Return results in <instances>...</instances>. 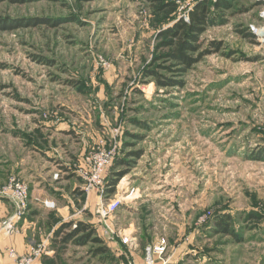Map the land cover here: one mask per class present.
<instances>
[{
	"label": "rangeland",
	"instance_id": "374dc122",
	"mask_svg": "<svg viewBox=\"0 0 264 264\" xmlns=\"http://www.w3.org/2000/svg\"><path fill=\"white\" fill-rule=\"evenodd\" d=\"M198 1L0 0V182L7 168L3 189L12 176L28 184L24 216L38 228L33 247L46 239V264H130L129 249L164 237L171 254L188 235L190 249L167 264H264V0H228V8L209 0L205 54L180 71L161 32L189 20ZM167 79L182 83L157 84ZM82 128L95 140L73 161L76 175L86 153L116 149L105 192L89 204L81 187L63 194L42 180L62 171L39 151L52 144L75 154ZM34 187L69 200V218L56 225L55 208L32 201ZM132 189L106 221L97 214L102 199ZM222 216L234 234L218 230ZM79 220L95 229L90 241L55 233Z\"/></svg>",
	"mask_w": 264,
	"mask_h": 264
},
{
	"label": "built area",
	"instance_id": "2783aa9c",
	"mask_svg": "<svg viewBox=\"0 0 264 264\" xmlns=\"http://www.w3.org/2000/svg\"><path fill=\"white\" fill-rule=\"evenodd\" d=\"M115 154V147L107 148L102 144L97 149L81 157L75 170L82 180L81 189L84 194L89 195L91 192L96 191L102 195L105 192L107 171L114 161ZM54 178H59V172L54 173ZM3 192L11 200L14 212L0 221V237L2 235L10 236L17 232L18 225L29 205V186L20 177H10ZM134 192V189L130 192L126 191L127 195H122L108 202L105 201L106 199H102L97 207V214L106 221L117 210L119 203L134 196ZM44 203L48 208H55V202L53 201L46 200ZM114 232L123 244H134L131 236L120 230ZM45 246L46 243L42 241L36 247H32L26 254H18L16 249L10 246L7 247V253L13 260L11 264H32L45 251ZM168 246L169 244L164 237L156 242L149 243L143 250V260L140 263L135 262L131 253L133 262H130V264H167L172 256L168 251ZM129 250L134 251V249Z\"/></svg>",
	"mask_w": 264,
	"mask_h": 264
},
{
	"label": "crops",
	"instance_id": "0c3cea01",
	"mask_svg": "<svg viewBox=\"0 0 264 264\" xmlns=\"http://www.w3.org/2000/svg\"><path fill=\"white\" fill-rule=\"evenodd\" d=\"M58 124L59 123L52 124V123L44 122L43 126L44 128H51V129L57 128V131H62L64 133L69 132V133L74 134L72 129L66 128V126H69V125H63V124L58 125ZM77 133L80 135L82 134V137H81L82 142L79 143V146H80L78 148L79 151H76L75 154H73L72 152L69 153L70 158L67 155H63L61 151H59L56 147H53L52 144H45L43 148H39V151L42 152L43 154L42 156L47 159V162H51V161L57 162V165L61 167L60 172L62 171L61 175L59 173L60 176L58 179L53 178V174L55 172H59V171H56L58 169H54V170H51L50 172V176H52V181L48 179L49 175L47 176L44 175L45 177L43 176L42 180L45 182H48L47 185L53 186L54 190H57L58 192H61L63 194L67 191L66 188L68 185L69 187L71 185H74L72 187L73 189L76 188V186H79V187L82 186L80 178L72 170V163L73 161L76 160L77 157H80V155L84 153V150L89 146V144L95 140L94 139L92 141L90 138L94 136H91L90 133L83 128L82 130H77ZM67 158H69V160ZM7 164H8V161H7ZM4 170H5L4 171L5 173H4L3 179L1 180L2 183L0 182V220L4 218L9 212H11L14 207L11 200L4 194L3 191H1L3 189L2 185L6 183L7 178H8V169L4 168ZM22 172L24 171L20 170L18 173H22ZM53 182H55V184ZM56 183L57 184L62 183V184L60 186V185H57ZM40 192H41L40 189L39 190L35 189V187L33 190H31L30 196H33L34 198V199L32 198V201L36 200V201H39L38 203H43L41 206L42 208H45V210L48 209V207L45 205L44 201L50 200V201L55 202V210H51V211H55L54 214H56L57 218L59 219V221H57L56 219V223H57L56 225H58L61 222L60 220L65 221L66 219L69 218L68 217L69 216V204H71L69 200L65 204H60L58 200H55V198L51 196L40 195ZM95 194H98V193L96 191H93L89 195H87L88 204H89L88 201H90L91 197L94 196ZM96 198H98V196ZM8 199L10 200L9 204H8ZM98 202H100V200ZM37 229L38 228L35 227V225H33V222H31L30 220L28 221L26 216H24V218L20 221L18 225V229L15 235H13L12 237L2 235L0 237V264H11L13 261L12 258L7 253V247H10V246L14 247L18 254H26L27 252H29L31 248L34 246V242L32 239L34 236V232H38ZM42 241L46 242V239H43ZM191 242H192V235H188L186 239L180 244V247L178 248V250L176 249L177 251L174 250V252H171V255H172L171 259L179 255L180 252L185 251L186 249H190ZM132 255L134 256V261L137 263H140L143 260V249H134V251H132ZM32 264H45V263H44V260H42V258H39V259L37 258L33 261Z\"/></svg>",
	"mask_w": 264,
	"mask_h": 264
},
{
	"label": "trees",
	"instance_id": "16d2710c",
	"mask_svg": "<svg viewBox=\"0 0 264 264\" xmlns=\"http://www.w3.org/2000/svg\"><path fill=\"white\" fill-rule=\"evenodd\" d=\"M208 2L209 0L198 1L189 12V20L181 18L176 21L173 26H170L161 32L162 35L169 37V39L163 41L160 46L162 48H169L165 53V56L175 62V65L182 66L179 69L180 71H185L187 68H190L205 54L204 51H200L201 43L199 42V36L204 31L209 21L208 17L210 10ZM214 5L223 8H228L230 6L228 0H215ZM214 44L218 45L219 43L214 42ZM196 53H198L197 56H194ZM150 74L154 73L150 72ZM181 83V81H176L174 79L157 80L159 86H173ZM256 156L261 159L263 155ZM117 175L121 176L122 172H118ZM117 179L118 178H115L111 183H108L109 188L107 192L111 193L115 191ZM216 223L218 230L221 232L226 234L235 233L231 227L227 225L228 221L224 216H222V219H218ZM65 230H68L64 236L65 242L77 238L76 242L80 244L90 241L91 236L95 233L94 228H92L87 222L81 220L76 223L72 221L63 222L55 233H64ZM94 240L97 241L99 239L94 238Z\"/></svg>",
	"mask_w": 264,
	"mask_h": 264
}]
</instances>
